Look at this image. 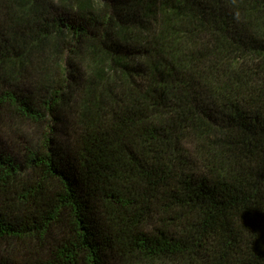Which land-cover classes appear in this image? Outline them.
I'll return each mask as SVG.
<instances>
[{
  "label": "trees",
  "instance_id": "trees-1",
  "mask_svg": "<svg viewBox=\"0 0 264 264\" xmlns=\"http://www.w3.org/2000/svg\"><path fill=\"white\" fill-rule=\"evenodd\" d=\"M0 264H264V0H0Z\"/></svg>",
  "mask_w": 264,
  "mask_h": 264
}]
</instances>
